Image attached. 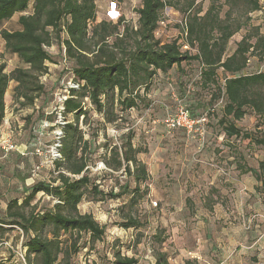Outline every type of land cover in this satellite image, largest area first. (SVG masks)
<instances>
[{
  "label": "rangeland",
  "instance_id": "rangeland-1",
  "mask_svg": "<svg viewBox=\"0 0 264 264\" xmlns=\"http://www.w3.org/2000/svg\"><path fill=\"white\" fill-rule=\"evenodd\" d=\"M169 2L171 6L162 12L156 37L162 43L178 40L182 44L188 16L185 11L187 0ZM224 2L219 0L218 3ZM211 3L212 0H197L196 7L206 11ZM96 4L98 22L117 23L123 18L124 25L137 27L141 0H96ZM226 10L224 6L222 14ZM19 17L20 14H16L0 30L19 29ZM263 17L262 11L251 14V23L261 26L262 33ZM246 34L247 30L242 29L230 40L229 54ZM47 50L51 56L46 63L48 73L41 78L46 95L31 108H21L13 102L14 87L8 88L5 97L8 111L21 110L19 121H15L17 128L21 125L23 130L20 138L25 135L37 144L35 150L41 148L46 155L42 160L35 156L29 164L23 162L18 175L16 170L7 172L8 180L0 183V202L11 198L22 202L30 190L25 185L27 179H34V183L50 181L58 174L55 162L47 153L56 142L52 126L57 125V114L51 111L55 93L61 92L63 85L71 79L73 61L66 57V50L57 39ZM2 63L6 64L8 73L24 66L16 55L5 50L0 37ZM200 72V64L193 61L175 66L166 74L158 73L145 103L126 113L118 110L119 118L114 123H106L104 116L93 106L87 107L86 118H80V128L84 138L91 142L88 151L90 177L105 194L126 193L112 198L88 192L79 211L92 214L105 227V235L93 243L89 235L83 234L72 264H114L118 252L136 258L138 264H156L160 255H165L169 264H223L222 261L224 264H264V187L261 192L257 191L255 178L240 174L235 160L243 154L249 166L258 168L264 161V151L224 135L218 124L224 103L211 102L210 91L201 88ZM258 72H264V61L252 57L244 73ZM225 77L226 74L220 71V82ZM179 106L188 107L194 118H207L204 137L188 136L183 131L166 128L163 120L167 111ZM42 120L50 126L40 127ZM68 121H75L74 114L68 115ZM236 124L243 131L254 132L258 117L248 110ZM129 135L133 136L134 147L140 149L138 159L149 173V179L139 185L123 170L112 172L105 164L108 152L114 147L120 148ZM35 171L38 177H34ZM0 174L4 175L3 168ZM1 186L9 188L8 191H3ZM32 204H37L38 210H45L55 201L40 193ZM130 218L136 219L139 226L126 228ZM2 219L5 215L0 207ZM0 228V263L25 264L26 258L25 262L21 258L26 253L22 231L17 227ZM69 237L70 234L65 235L63 240Z\"/></svg>",
  "mask_w": 264,
  "mask_h": 264
},
{
  "label": "trees",
  "instance_id": "trees-1",
  "mask_svg": "<svg viewBox=\"0 0 264 264\" xmlns=\"http://www.w3.org/2000/svg\"><path fill=\"white\" fill-rule=\"evenodd\" d=\"M218 2L212 0L203 11L196 7L197 0H187L185 41L180 44L178 40L162 43L156 37L162 12L171 6L169 0H141L136 28L124 25L123 18L117 23L98 22L96 0H0V27L20 14V28L1 29L0 37L5 50L16 55L24 65L8 73L6 64H0V129L6 117L5 97L12 82L16 83L13 100L21 108L34 107L46 95L41 77L48 73L46 63L51 56L47 48L55 39L64 46L66 57L73 61L71 78L74 76L82 83L81 89L73 90L72 97L63 103L67 123L62 127V159L54 161L57 176L33 184L22 202L12 199L7 204L5 219L0 220V227H17L22 231L25 264H72L83 234L89 235L93 243L105 235V227L92 214L79 211L88 192L112 198L126 193L105 194L90 177L91 142L84 138L80 128V118H86L88 106L103 115L106 123H114L119 118L118 110L126 113L145 103L158 73L166 74L184 62L197 61L201 66V88L210 91L211 102L224 103L218 122L224 135L264 151V72L244 73L252 57L264 61V33L261 26L251 23L252 13L264 12V0ZM224 6L227 10L222 14ZM242 29L247 34L229 54L230 40ZM185 46L188 49L183 50ZM220 71L226 74L221 82ZM53 104L54 114L56 103ZM248 110L258 117L254 132L243 131L236 124ZM70 114H74V122L68 121ZM52 127V131L57 128ZM132 138L129 135L120 148H112L105 164L112 172L123 170L139 185L149 179V173L138 159L141 151L134 147ZM235 160L240 174L252 175L256 180L255 189L261 192L264 161L254 168L246 163L243 154ZM34 174L37 175L36 171ZM40 193L51 197L55 204L38 210L32 201ZM138 226L139 222L133 218L125 225L126 228ZM68 234L70 237L63 240ZM114 264H138V260L118 252ZM156 264L169 262L165 255H160Z\"/></svg>",
  "mask_w": 264,
  "mask_h": 264
},
{
  "label": "built area",
  "instance_id": "built-area-1",
  "mask_svg": "<svg viewBox=\"0 0 264 264\" xmlns=\"http://www.w3.org/2000/svg\"><path fill=\"white\" fill-rule=\"evenodd\" d=\"M185 47L187 48V46ZM42 77H45V75ZM81 87L82 83L73 76L67 84L63 85L61 92L55 93L57 128L53 131V133L55 134L56 142L53 147L50 148L49 152H47L53 162L62 159V155L60 153V148L62 146L61 138L63 137L62 127L67 123L64 116L63 103L68 98L72 97L71 92L73 90L79 91ZM163 123L169 131L181 130L188 136H201L202 138L206 133L207 118L205 116L194 118L186 107L179 106L175 110L167 111ZM0 149L6 155L18 150L16 144H14L10 138L3 136L0 137ZM35 153L41 160L46 155L41 148H37ZM25 154L26 153H23L22 155ZM21 258L25 262L24 254Z\"/></svg>",
  "mask_w": 264,
  "mask_h": 264
},
{
  "label": "crops",
  "instance_id": "crops-1",
  "mask_svg": "<svg viewBox=\"0 0 264 264\" xmlns=\"http://www.w3.org/2000/svg\"><path fill=\"white\" fill-rule=\"evenodd\" d=\"M15 86H16V83L12 82L11 86H9V87L11 88V87H15ZM13 94H14V92L12 93V95ZM13 107H15V105ZM20 111H17L14 109H11L10 111H8V107H6V117H5V120H4L2 127L0 129V135L2 136V134H3L4 135L3 137L10 138L14 142V144H16L18 150L16 152L10 153L9 156L8 155L4 156V153L2 151H0V152H2V155L0 154V156H1L0 157V166H1V169L3 168V173H4L3 176L0 174V183H2L3 180L4 181L8 180L9 175L7 172L16 170V174L18 175L20 173L19 170H20L23 162H26L29 164L33 161L34 157L37 156L35 153V145H37V144H34L33 142L29 141L25 135H24V137L20 138L21 132L23 130L21 129V125H19L17 128L16 122H15L16 120H18ZM43 122L44 121L42 120L41 121L42 124L40 123V127H47V125H49L47 122H44V123ZM23 153H26V154L22 155ZM37 169H39V167ZM37 169H36V171H37ZM38 176H39V174L35 175L34 177H38ZM16 177H18V176H16ZM34 182H35L34 179L29 178V179H27V182L25 185H26V187L28 186V188H30ZM1 189L3 191L7 192L9 188L4 189L3 186H1ZM12 199H14V198H11L7 201L4 200V201L0 202V207H1L5 216H6V211H7V204ZM222 263L224 264L225 262L222 261Z\"/></svg>",
  "mask_w": 264,
  "mask_h": 264
}]
</instances>
